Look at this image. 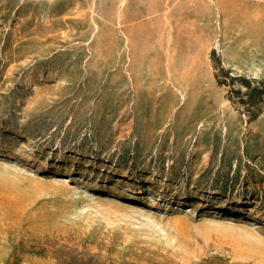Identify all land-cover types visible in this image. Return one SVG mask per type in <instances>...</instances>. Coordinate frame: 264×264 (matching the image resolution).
Wrapping results in <instances>:
<instances>
[{
    "label": "rangeland",
    "instance_id": "1",
    "mask_svg": "<svg viewBox=\"0 0 264 264\" xmlns=\"http://www.w3.org/2000/svg\"><path fill=\"white\" fill-rule=\"evenodd\" d=\"M262 84L264 0H0V264H264Z\"/></svg>",
    "mask_w": 264,
    "mask_h": 264
},
{
    "label": "trees",
    "instance_id": "2",
    "mask_svg": "<svg viewBox=\"0 0 264 264\" xmlns=\"http://www.w3.org/2000/svg\"><path fill=\"white\" fill-rule=\"evenodd\" d=\"M254 92L258 95V100L254 102L253 105L264 104V85L262 84L259 89H254ZM256 116L257 115H254L253 117L256 118Z\"/></svg>",
    "mask_w": 264,
    "mask_h": 264
},
{
    "label": "bare ground",
    "instance_id": "3",
    "mask_svg": "<svg viewBox=\"0 0 264 264\" xmlns=\"http://www.w3.org/2000/svg\"><path fill=\"white\" fill-rule=\"evenodd\" d=\"M159 9V8H158ZM167 9V7H164V10L163 11H165ZM161 9H159V10H157V11H160ZM164 15V18L166 19V18H168V16H169V13H166V12H164V13H162V16ZM147 32H148V30H146Z\"/></svg>",
    "mask_w": 264,
    "mask_h": 264
}]
</instances>
